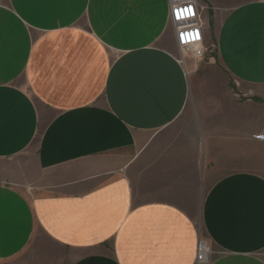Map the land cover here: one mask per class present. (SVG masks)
I'll return each instance as SVG.
<instances>
[{
  "label": "crops",
  "instance_id": "crops-1",
  "mask_svg": "<svg viewBox=\"0 0 264 264\" xmlns=\"http://www.w3.org/2000/svg\"><path fill=\"white\" fill-rule=\"evenodd\" d=\"M197 1L181 64L169 0H0V264H264V0Z\"/></svg>",
  "mask_w": 264,
  "mask_h": 264
},
{
  "label": "built area",
  "instance_id": "built-area-1",
  "mask_svg": "<svg viewBox=\"0 0 264 264\" xmlns=\"http://www.w3.org/2000/svg\"><path fill=\"white\" fill-rule=\"evenodd\" d=\"M204 10L205 7L197 0H169L170 22L175 28L178 47L192 54L197 60H202L206 54L202 18ZM180 63L184 64V61L180 60ZM254 139L264 144V134L255 135ZM212 254L209 245L200 240L197 247V264H209Z\"/></svg>",
  "mask_w": 264,
  "mask_h": 264
},
{
  "label": "rangeland",
  "instance_id": "rangeland-1",
  "mask_svg": "<svg viewBox=\"0 0 264 264\" xmlns=\"http://www.w3.org/2000/svg\"><path fill=\"white\" fill-rule=\"evenodd\" d=\"M190 56L189 53L182 51L181 49H179V59L186 61V58ZM214 74V73H213ZM213 76H215V78H217L219 80L220 83H227V77L223 74V73H217L214 74ZM28 190V189H27Z\"/></svg>",
  "mask_w": 264,
  "mask_h": 264
},
{
  "label": "snow or ice",
  "instance_id": "snow-or-ice-1",
  "mask_svg": "<svg viewBox=\"0 0 264 264\" xmlns=\"http://www.w3.org/2000/svg\"><path fill=\"white\" fill-rule=\"evenodd\" d=\"M178 11H180V10H178ZM179 18V17H178Z\"/></svg>",
  "mask_w": 264,
  "mask_h": 264
}]
</instances>
